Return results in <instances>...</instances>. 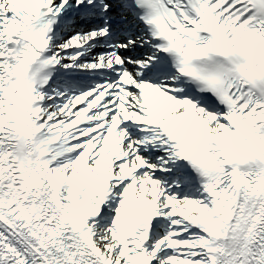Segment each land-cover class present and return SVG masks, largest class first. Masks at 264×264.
Listing matches in <instances>:
<instances>
[{
    "label": "snow or ice",
    "instance_id": "1",
    "mask_svg": "<svg viewBox=\"0 0 264 264\" xmlns=\"http://www.w3.org/2000/svg\"><path fill=\"white\" fill-rule=\"evenodd\" d=\"M0 264H264V0H0Z\"/></svg>",
    "mask_w": 264,
    "mask_h": 264
}]
</instances>
